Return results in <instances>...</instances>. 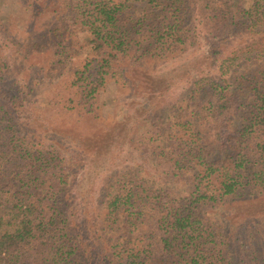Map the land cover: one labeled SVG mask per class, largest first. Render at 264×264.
Returning <instances> with one entry per match:
<instances>
[{"label":"trees","instance_id":"obj_1","mask_svg":"<svg viewBox=\"0 0 264 264\" xmlns=\"http://www.w3.org/2000/svg\"><path fill=\"white\" fill-rule=\"evenodd\" d=\"M23 3L34 20L27 37L51 45V65L84 53L68 84L81 115L109 80L127 91L137 76L164 80L127 130L153 173L127 165L104 176L91 242L69 212L67 158L18 121L28 93L0 87V264H234L236 239L219 216L230 202H264V0ZM202 33L213 39L209 72L185 80L190 62L173 61ZM257 253L264 264V245Z\"/></svg>","mask_w":264,"mask_h":264},{"label":"rangeland","instance_id":"obj_2","mask_svg":"<svg viewBox=\"0 0 264 264\" xmlns=\"http://www.w3.org/2000/svg\"><path fill=\"white\" fill-rule=\"evenodd\" d=\"M52 1L55 0H44L45 6ZM23 2L0 0V87L12 90L16 87L12 88L10 81H14L19 90L28 93L23 101L25 105L16 113L18 121L45 149L49 151L55 147L60 157L67 158L70 165L67 178L69 212L72 211L71 219L77 229L82 230L88 242H91L88 233L92 217L90 210L97 203L98 190L105 175L127 165H142L147 175L153 173L147 164H142L140 152L129 142L131 137H128L127 130L134 125L135 117L145 116L141 103L145 99L150 102L156 97L154 95L160 91L159 86L164 78L137 76L135 91L120 89L113 80H109L97 96L93 113L81 115L83 110L68 100L71 92L68 84L73 66L83 62L84 53L65 66L51 65V45L38 42L34 45V39L27 37V25L34 20ZM45 15H41V18ZM212 41L202 33L193 48L173 61L176 66L190 62L188 74L186 70L181 72L185 80H191L201 72H209L207 50L212 52ZM174 64H167L168 69ZM157 68L155 76H160V71L165 72ZM142 91L147 96L143 97ZM154 179L160 181L162 186L168 180L163 175H155ZM179 184L172 183L169 189L177 194L182 186ZM260 201L247 204L230 202L231 205L227 207L231 209L219 216L223 223L228 221L223 233L236 239L231 251L235 256L234 264L257 263L254 256H258L257 249L264 245V235L258 232V229L264 230V213L261 212L264 202L260 204ZM247 213L261 215L247 218ZM238 240L242 242L241 246Z\"/></svg>","mask_w":264,"mask_h":264}]
</instances>
